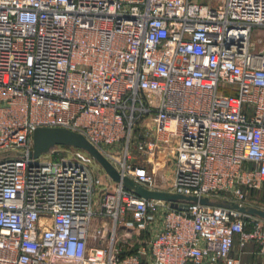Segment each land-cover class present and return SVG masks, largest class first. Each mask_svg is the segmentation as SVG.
<instances>
[{"label":"built area","instance_id":"obj_1","mask_svg":"<svg viewBox=\"0 0 264 264\" xmlns=\"http://www.w3.org/2000/svg\"><path fill=\"white\" fill-rule=\"evenodd\" d=\"M256 27L264 0H0V264H243L248 245L264 257V219L234 209L264 185ZM38 128L82 135L149 191L228 205L179 211L103 170L98 195L86 152L30 156Z\"/></svg>","mask_w":264,"mask_h":264},{"label":"water","instance_id":"obj_2","mask_svg":"<svg viewBox=\"0 0 264 264\" xmlns=\"http://www.w3.org/2000/svg\"><path fill=\"white\" fill-rule=\"evenodd\" d=\"M53 146H68L82 150L89 154L101 169L108 175L113 182L124 183L126 188L135 192V194L145 200H159L170 203L172 209L186 211L187 204H178V201L197 202L202 205H210L208 199L188 198L180 195H173L167 192L149 191L141 186L134 184L127 178L121 179L112 165L94 148L85 138L73 131L62 128H38L33 133V150L30 153L32 158H38L41 154H45L49 148ZM238 212L250 216H256L264 219V211L251 207L234 206Z\"/></svg>","mask_w":264,"mask_h":264},{"label":"rangeland","instance_id":"obj_3","mask_svg":"<svg viewBox=\"0 0 264 264\" xmlns=\"http://www.w3.org/2000/svg\"><path fill=\"white\" fill-rule=\"evenodd\" d=\"M250 42L253 45V47H255L256 49H264V30H260V31L252 30ZM219 91L221 92L222 89H220ZM60 147L68 148V149L72 148L68 146H60ZM132 154L133 155L131 156L136 159L135 161L136 163L144 164L145 159L135 150L134 147L132 148ZM67 155L69 154L68 153L57 154V156L55 157V160H58L61 156H67ZM90 168L93 170L94 176L100 180V186H98L96 190L97 194L99 195V193L101 192V189L105 187L106 185L107 186L110 185L111 182L107 180L101 167L96 162L91 164ZM163 174H164L163 184H164V187L167 189L171 186V183H172V168L170 166L165 167ZM157 180L160 181V175L158 176ZM209 203H210V206L228 205L226 201L224 200V198H222V196L210 197ZM247 203L251 208H256V209H260L264 211V185L261 187L260 190H251L248 193ZM105 221H107V219H103V220L98 219L96 220V224L102 223Z\"/></svg>","mask_w":264,"mask_h":264},{"label":"crops","instance_id":"obj_4","mask_svg":"<svg viewBox=\"0 0 264 264\" xmlns=\"http://www.w3.org/2000/svg\"><path fill=\"white\" fill-rule=\"evenodd\" d=\"M264 30V27H256L253 31ZM261 41V40H259ZM236 254L239 255L243 264H264V257H260L257 254V249L254 245H248L243 251L239 252L235 248Z\"/></svg>","mask_w":264,"mask_h":264}]
</instances>
